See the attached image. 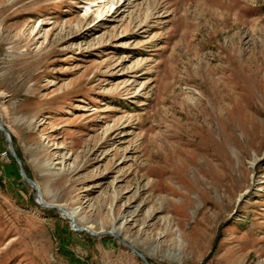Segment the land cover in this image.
Masks as SVG:
<instances>
[{"label":"rangeland","instance_id":"rangeland-1","mask_svg":"<svg viewBox=\"0 0 264 264\" xmlns=\"http://www.w3.org/2000/svg\"><path fill=\"white\" fill-rule=\"evenodd\" d=\"M0 123V264H264V0H0Z\"/></svg>","mask_w":264,"mask_h":264},{"label":"water","instance_id":"water-1","mask_svg":"<svg viewBox=\"0 0 264 264\" xmlns=\"http://www.w3.org/2000/svg\"><path fill=\"white\" fill-rule=\"evenodd\" d=\"M0 131H1L2 134H3L6 143L8 144V147H9V151H10V155H11V157L14 159L16 165L18 166L19 173H20V176H21L22 180H23L24 182H26L27 184H29L32 188L35 189V188H36V184H35L33 181H31V180L26 176V173H25V171H24V169H23V167H22V164H21L20 160L18 159V157H17V155H16V153H15V151H14V148L12 147L11 140H10V136L8 135L7 131L3 128V126H2L1 123H0ZM36 189H37V188H36ZM36 189H35V190H36ZM37 204H38V203H37ZM38 205H39V204H38ZM41 207H42V206H41ZM63 214H64V213H63ZM65 214H66V213H65ZM70 226H71V228H72V230H73L74 232H76V231H83V232H86V231H87L86 229H82V228H77V227H75L74 223H73L71 220H70ZM87 232H88V231H87ZM89 234H90V233H89ZM90 235H92V236H94V237H99L98 235H93V234H90ZM100 237H101V236H100ZM121 243H122V242H121ZM123 244H124V243H123ZM124 245H125L130 251H132L136 256H138V257L143 261L144 264H149L145 258H143V257L140 256L138 253H136L132 248H130V247L127 246L126 244H124Z\"/></svg>","mask_w":264,"mask_h":264},{"label":"bare ground","instance_id":"bare-ground-1","mask_svg":"<svg viewBox=\"0 0 264 264\" xmlns=\"http://www.w3.org/2000/svg\"><path fill=\"white\" fill-rule=\"evenodd\" d=\"M36 188H35L36 190L34 189L36 191V199L39 201V203L42 204V206H45V207L46 206L47 207H56L54 205H47L46 202H45V199H44V195H43L42 191L40 190V187H38L36 185ZM50 203H52V202H50ZM59 210L62 211L64 214L66 213L65 215H67L69 217V219L74 223L75 227L82 228V229H86L90 234H94V235H104V234L107 235L108 234V235H110V236H112L114 238H117V239L120 238V235H121V231L120 230H114V229H112L110 232H104V231H99V230L97 231L96 228H94V227H92L90 225H88V226L85 225L84 227H80L79 224H78V222L75 219L76 218V213L74 211L67 213L66 211L62 210L61 208ZM121 242H123V241H121ZM123 243H125L127 246H129L130 248H132L131 247V244L129 242L128 243L123 242ZM134 251L137 253L136 250H134ZM139 255L142 256L141 254H139Z\"/></svg>","mask_w":264,"mask_h":264}]
</instances>
